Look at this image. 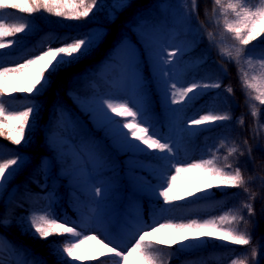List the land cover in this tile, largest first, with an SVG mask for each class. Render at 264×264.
<instances>
[{
	"label": "snow or ice",
	"instance_id": "6c2138e0",
	"mask_svg": "<svg viewBox=\"0 0 264 264\" xmlns=\"http://www.w3.org/2000/svg\"><path fill=\"white\" fill-rule=\"evenodd\" d=\"M134 2L135 0H113L111 5H105L101 0H0V137L15 146L31 144V134L41 115L40 101L51 89L58 75L85 60L94 59L112 37V25ZM214 5L212 12L215 14L219 9L218 20L223 33L233 41L230 48L220 49V55L238 64L237 74L242 90H246V101H256L264 106V47H258V42L264 40V0H257L255 3H249L248 0H214ZM197 7L198 0H191L190 13H186V16L195 14ZM105 8L108 9L107 23L91 26L96 13ZM7 10H16L25 14L28 19L18 17L19 22L7 23L4 20ZM39 13L62 21L87 22L81 25L82 29L87 30L65 36L53 33L52 39L59 41L58 46H42L37 54L27 56L19 62L8 63V59L15 57L12 52L4 50H12L20 45V40L12 38L26 36L37 30L33 17ZM205 14L207 15V9ZM136 27L143 33L145 56L149 60V73L153 82L163 87L164 111L167 113L169 131L165 132L162 125L158 126V118L149 104L147 89L150 86L137 63V51L131 38L123 32L116 34L109 51L119 50L121 53L125 66V85L131 81L134 96L118 100L101 99L88 113L93 116L95 126L104 133L117 154L129 157L126 167L132 173L130 183L138 184L149 194V199L163 201L154 210L157 217L175 213L178 208L187 204L210 200L214 196V189L223 193L226 199L231 198L228 189H242L248 194L249 201L254 200L256 193L251 192L247 186L252 178L246 179L240 167L229 159L239 151L237 147L228 149L227 155L222 158L218 155L219 148L213 146L210 158L178 159L187 141L205 131L211 133L217 128L226 127L227 122L232 120L229 111L221 112L215 108L220 100V93L216 90L223 87L222 80L213 79L207 73L199 79L189 76L192 72H198L207 59L202 55L184 62V56L193 50L198 41L193 39L187 52L180 46L168 48L146 30L143 18L137 21ZM208 36L211 44L213 34L208 32ZM223 71L226 73L227 69ZM223 91L228 96L234 94L231 85L224 87ZM17 94H26L27 103L22 110H10L5 101ZM205 96L209 99L203 108L188 115V110ZM59 110L62 115L63 109ZM260 115L261 109L252 105L251 116L258 118ZM243 122L241 116L239 123ZM261 127L264 128V125ZM223 144L222 138L221 146ZM92 150L105 161L109 170L119 173V163L113 162L99 143L93 141ZM240 155L244 153L240 152ZM28 164L29 161L19 153L11 158H0V195L6 193L9 183ZM38 170L45 179L41 187L47 189L51 168L44 164L43 158ZM137 171L147 175L137 178ZM152 176L156 177V184L149 178ZM58 192L59 189L53 187L48 196V207L32 212L19 221L22 234L41 241H49L53 237L69 238L52 250L58 264H65L66 261L71 264H84L85 261H100L101 264H167L163 260L162 247H167L171 259L177 252H196L206 247L209 241H220L233 246L251 244L250 233L246 227H240L242 223L246 226L248 220L240 214L239 209H228L224 214L210 219H189L187 222H176L172 218L160 222L158 218H154L148 224L137 217L130 236L131 243H125L110 230L112 222L106 212L111 195L118 193V189H112L109 185L106 192L102 186H90L83 179H78L70 193L73 204L84 209L78 223L55 213L53 205ZM85 193L87 203L81 200ZM241 208L247 209L250 217L255 215L252 203L245 202ZM11 226L12 219L6 210L4 214H0V228ZM85 227L94 234H86L82 230ZM89 242H92L91 246L86 247ZM250 255L255 262L256 248L251 249ZM106 257L114 259L101 260ZM0 264L4 262L0 260ZM18 264L47 262L33 257L19 261ZM183 264H207V259L195 257L185 260ZM231 264H249V258L244 255L243 258L232 259Z\"/></svg>",
	"mask_w": 264,
	"mask_h": 264
},
{
	"label": "trees",
	"instance_id": "16d2710c",
	"mask_svg": "<svg viewBox=\"0 0 264 264\" xmlns=\"http://www.w3.org/2000/svg\"><path fill=\"white\" fill-rule=\"evenodd\" d=\"M160 1L172 4L173 0H135L132 7L124 12L120 16V19L112 25V37H110L109 41L94 59L85 60L70 70L63 71L58 75L51 89L40 101L41 115L31 134L30 145L15 146L3 137H0V158H11L14 154L19 153L24 156L26 161H29L25 169L9 183L6 193L0 195V214H4L7 210L12 219L11 227L0 228V238L9 244L12 249L15 247V252L26 248L30 253L38 255L39 258L46 261L47 264H58L57 257L52 254V250L61 245L66 239H69L67 237H53L49 241H41L31 235L22 234L21 227L19 226L20 218H26L32 212H38L47 208L46 195L51 193L53 187L59 189L56 203L53 205L55 213L58 216L67 215L72 217L76 214V205L73 204L70 193L72 192L73 186L77 184V180L81 179V177L75 175L76 167L73 156L74 141L66 135L64 127L58 123L57 106L67 110L71 123V131L83 147L94 153L92 150V142L95 141L103 147L106 155L110 156L113 162L119 163V173L113 177V185L111 187L112 189H118V193L112 194L108 201L106 209L108 215L128 203H132V200L139 202L145 216H147V212H151L153 208L152 204H159V202L150 200L144 194L129 192L133 184L123 176V158L125 155L117 154L111 147V142L99 130L92 128L88 120V115L78 109V106L68 95V92L72 88L84 86V81L90 76H94L96 70L106 60L112 58V52L109 50L118 32H123L132 40H135L134 28L136 27L137 21L143 18L146 21V25H151L156 29L171 27L173 29L174 39L187 49L193 39L198 41V44L193 50L184 57L191 61L193 58L204 55L207 59L198 72H192L189 76H195L199 79L207 73L213 79H221L223 87L216 90L220 93V100L217 102L215 108L221 112L229 111L232 115V120L227 122L226 127L217 128L211 133L205 131L200 134L204 137V141L206 138H210V144L207 145L205 143L202 146V156L210 154V149L213 146L219 148L218 155L221 158L227 155L228 149L237 147L239 151L233 157H229V159L235 166L240 167L246 179L249 177L252 178L249 180L247 186L251 192L256 193L255 199L249 201L248 194L242 189H228L227 192L231 198L227 199L223 193L215 191L214 196L210 200H202L180 207L178 216L181 222L195 219L189 218L185 213L190 206L204 208V211H207L201 217V220L222 215L228 209H239L240 214L248 220L246 226L242 223L240 227L241 229L246 227L250 233V245L233 246L220 241H209L206 247L196 252H177L171 259H169V250L167 247H162L163 260L167 264H183L185 260L203 257L207 259V264H218L229 255H233L235 259H240L244 255H247L249 264H264V131L259 128L256 119L248 112L252 100L246 101V90H242L237 74L238 64L235 61L224 59L216 46L209 43L210 39H204L203 35L200 37H198L199 35L193 36L189 31L184 29L185 26H189V28L205 29L207 32L215 33L218 29L216 28L214 17L218 16L219 11L217 10L215 14L212 12L215 6L212 0H198L197 12L186 16V13H190L191 0H185L184 7L187 5L185 9L180 10L182 7L177 8V13L182 21L179 20L176 23H170L169 18L160 7ZM101 2L105 5H111L113 0H101ZM206 9L207 15L205 14ZM107 11L108 9L105 8L103 11L96 13V18L92 21L91 26H95L97 23H107ZM183 15L187 17L189 22H183ZM18 17L28 19L25 14L18 13L16 10H7L4 14V20L7 23L19 22ZM33 19L35 20L34 27L37 30L26 36L18 35L12 38L20 40V45L12 50H4L5 52H12L13 57H15V59H8V63L19 62V59L23 57L35 55L42 50V46H47L48 44L54 47L58 46L59 41L52 39L53 33L58 36H65L75 35L77 31L87 30L81 28V25L87 22L62 21L59 18L51 17L44 13L36 14ZM258 47H264V40L258 43ZM141 57L143 59L140 60L139 66L150 86L147 89L149 92L150 108L158 118V125H162L165 129V124L163 123L167 116L164 111L165 106L161 102L159 90L155 88L152 82L148 65L145 62V54L142 53ZM223 69H227V72L225 73ZM83 73H85V77H81ZM228 85H231L234 90L232 96H228L223 91V88ZM25 97L26 94H17L12 98H8L5 104L10 110H22L27 103ZM208 99L209 97L205 96L197 101L188 110V115L196 112ZM259 108L261 109V117L263 118L264 106H259ZM241 116H243V124L239 123ZM50 133H56V139H51L49 137ZM215 133L218 134V138L214 137ZM199 136L186 142V146L180 151L183 157H186L190 153ZM222 138L224 140L223 146H221ZM245 141H247V144H245ZM249 149H251L250 155ZM240 152H243L244 155H240ZM43 156L49 158L51 168L50 179L47 180V189L41 187L45 183V179L38 170ZM101 161L105 163L104 160L101 159ZM101 170L105 174L111 171L108 166H103ZM65 176L68 178L61 179V177ZM81 200L87 203L88 197L86 193L81 196ZM245 202L253 204L254 216L250 217L247 209L241 208V205ZM172 214L175 215L174 213ZM174 248L175 246H173ZM252 248H256L257 250L255 262L251 260L250 253ZM113 259L112 257L101 258V260L105 261ZM3 262L6 264L5 261ZM65 264H71V262L66 261ZM88 264H101V262L91 261Z\"/></svg>",
	"mask_w": 264,
	"mask_h": 264
},
{
	"label": "rangeland",
	"instance_id": "374dc122",
	"mask_svg": "<svg viewBox=\"0 0 264 264\" xmlns=\"http://www.w3.org/2000/svg\"><path fill=\"white\" fill-rule=\"evenodd\" d=\"M184 2L185 0H173L172 4H168L166 2L160 1V7L163 10V12L167 15L169 18L170 23H176L180 20L179 15L177 13V8L182 7L183 10L185 9L184 7ZM214 3V0H212ZM249 3H255L257 0H248ZM219 11V9H217ZM182 21V20H180ZM189 22L187 17L183 15V22ZM214 21L216 22V28L218 31L215 33H212V43L211 45H215L217 50L220 53V49H228L231 47L233 44V41L230 39V37L227 36V34L223 33L222 25L219 23L218 16L214 17ZM184 29L186 31H189L193 36H202L203 38L208 40L210 37L208 36L207 30H200L198 28H189V26H185ZM146 30L148 32H151L152 35L157 38L159 41H161L166 47L172 48L174 46H180L185 48L186 47L182 46L181 43L177 42L174 39V33L172 28L167 27V28H162V29H156L151 25H146ZM200 31V33H199ZM135 32V40L131 39L132 45L135 47L137 51V63H140L142 53L145 54V45L143 44V33L141 32L140 28L135 27L134 28ZM262 41V40H261ZM259 43V42H258ZM114 60L113 62H108L105 64L102 70L98 72V75L100 79H103L105 81L104 86H100V82L97 81L95 78L90 79L89 81H84V86H82V90L79 88L80 86H77L75 88H72L71 91L68 92L69 96L73 99V102L78 106V109L83 111L88 115V120L90 125L92 126L93 129H97L95 126L96 121L93 119V116L88 114L89 110L93 109L98 101L104 98H112V99H122L125 96L127 97H133L134 96V90H133V85L131 81L125 85V79H126V74H125V66H124V61L122 59V55L119 52V50H116L113 52ZM146 64L148 65L149 68V60L145 56ZM224 59H227L226 57H223ZM22 60V59H20ZM19 60V61H20ZM184 62L187 63L189 60H187L185 57L183 58ZM228 60V59H227ZM114 70V74H112ZM142 71V70H141ZM143 75V72H142ZM83 76V75H82ZM81 76V77H82ZM151 76V75H150ZM152 82L153 78L151 76ZM155 88L159 90L160 93V98L162 104H164V93H163V87L159 83H154ZM77 85V84H75ZM205 104V103H204ZM203 104V105H204ZM252 105H255L257 108H259L258 102L252 101L251 106H249V113L251 114V107ZM62 108V107H61ZM203 108L200 107L198 110H201ZM58 116L59 120L58 123L64 127L65 133L68 137L71 138V140L74 141L73 144V156H74V165L76 167V172L75 175L78 177H81L85 182H87L90 186H102L104 187L105 191L107 192L109 185L112 187L113 185V177H115L116 173L113 171L108 172L107 174L103 173L101 170L102 164L101 160L99 157L88 151L81 142L75 137L74 133L71 131V123L69 121V115L66 109H63V114L61 115L60 113V107L58 108ZM167 115V113H166ZM98 113L96 114V119H98ZM257 125L261 130L264 131V128L261 127V125H264V117L262 118L261 115L258 118H255ZM165 124V129L163 130L165 132L169 131L168 128V120L165 118L164 122ZM160 126V125H158ZM98 130V129H97ZM100 131V130H99ZM102 135L104 133L100 131ZM55 133H50L49 137L51 139L56 138ZM105 136V135H104ZM214 137L218 138V134H214ZM210 138H206L204 141L203 136H199L190 151V153L186 156L183 157L181 154L179 155L178 159L180 160H198L200 158H210V154H205L202 156L203 152L202 146L206 143L207 145L210 144ZM202 156V157H201ZM43 162L45 165H50L49 158L47 156H43ZM41 158V159H42ZM129 160V157L125 156L123 158L124 162V169H123V176L126 179L131 178L132 173L129 171V169L126 167V164ZM104 166L107 165L106 163L103 164ZM147 174L142 173L140 171H137L135 173V176L137 178H143ZM152 180L153 184H156L157 180L155 176L149 177ZM219 191V190H213V192ZM129 192H133L136 194H144L145 196H149L148 193H146L144 190L140 188V186L134 185L131 187ZM50 194H47V207H48V196ZM151 200L159 202V204L154 203L153 209L151 210L152 212L148 215V217H145L141 211L139 202L136 200H132V203H128V205L124 206L120 211L111 213L108 217L111 220V225H110V230L113 232L114 235L118 237L119 240L124 241L125 243H131V232L134 230V225L136 222L137 217H140L143 221H146L148 224H151L154 220V218H158L160 222H164V220L172 218L175 219L176 222L179 221V208L173 215L172 213L164 214L163 216H155L154 215V210H157L158 205H162L163 201H157L155 198H152ZM84 209H79L76 205V211H77V217L72 218V217H66V216H61L70 219L71 221L74 222H79L81 218V211ZM187 215H190L193 218H199L201 219V215L203 213L202 209H197L196 207L191 208L190 210L185 212ZM118 222V223H117ZM83 231L86 232V234H94L91 229L85 227L82 229ZM92 242H89L87 246H91ZM33 257H38L36 255H33L29 253L26 249L20 250L19 253H16L13 251L11 246L7 244L2 238H0V258L5 259L8 264H18L19 261L23 260H29L32 259ZM235 259L232 255L228 256L225 261H221L219 264H231V260ZM91 261H85L84 263L88 264Z\"/></svg>",
	"mask_w": 264,
	"mask_h": 264
}]
</instances>
